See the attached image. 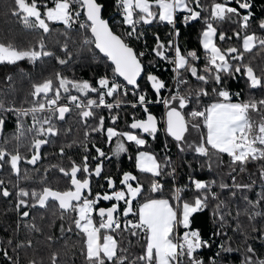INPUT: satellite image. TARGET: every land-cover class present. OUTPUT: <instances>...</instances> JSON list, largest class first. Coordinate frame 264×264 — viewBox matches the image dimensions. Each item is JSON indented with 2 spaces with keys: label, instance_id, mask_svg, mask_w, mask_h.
<instances>
[{
  "label": "snow or ice",
  "instance_id": "snow-or-ice-1",
  "mask_svg": "<svg viewBox=\"0 0 264 264\" xmlns=\"http://www.w3.org/2000/svg\"><path fill=\"white\" fill-rule=\"evenodd\" d=\"M53 6L38 4L37 0H14L15 15H21L22 22L29 29L42 30L47 34L52 29L51 23H62L65 27L63 33L65 40L60 43L63 57L48 50L43 36L27 48H20L11 40H0V63L15 64L17 61L28 59L35 63L43 57H54L59 65H68L73 53L69 49L68 30L78 26L85 33L82 43L85 46H93L113 65V77L101 76L93 86L90 81L69 79L60 72H55L42 82L33 83L29 95L32 100L29 107L23 105L17 107L14 101H6L0 98V136L3 135L5 119L9 113L16 116V132L10 138L0 140V170L6 165L17 177L14 184L15 191H10L5 179L0 178V196L4 198L15 197V211L19 214V222L30 216L33 209L39 207L48 210L55 206L53 215L61 220L67 219L68 227L63 224L61 230L71 232L73 226L77 235L81 238L80 252L85 264H206L200 255V250L211 248L212 243L204 239L200 229L192 226L194 214L202 212L209 207L210 200L216 201L212 215L218 220L220 229L227 223V218L232 216L226 199H221L220 193L212 191L217 185L216 180H203L189 175V184L174 186L171 199L143 198L144 185L133 172H123L117 188V182L112 176H105L108 189L111 192H96L93 195V177L99 178L104 171V160L111 159L105 151L93 143L97 153L92 157L96 163H89V155L82 156L79 163L69 157V167L59 164L50 165L56 168L69 180V186L64 190L53 188L47 183V172L41 178L40 188H24L19 186L20 180L31 178L28 169H21V162L37 165L41 161L43 146L53 142L52 138L61 135L62 130L57 126L58 122L65 121L66 115L74 110L80 122L85 127V140L93 133H103L107 142L115 145L113 156H118L128 151L127 142L134 143L138 149L143 148L148 140L134 131H119L116 127H106L105 117L97 116V110L106 108L109 110L110 119L115 122L120 118L119 113H112L113 109L120 108L125 101L121 97L131 94L136 97L132 107L139 105L145 118L137 119L129 125L132 130H140L153 139L159 129V119L150 111L152 103H162L166 112L163 120L164 131L177 142L181 152L190 150L197 156L206 157L209 161L216 159L222 163V156L229 157L232 183H219L221 190H228L230 196L235 198L237 192L242 195L247 207L243 214L247 216L252 232H259L264 239V228L257 229L254 225L257 217H264V191L255 200L249 199L245 194L251 191L257 181L252 179L249 183L237 182V168L239 172H245L246 166L251 161H264V99L249 97L247 100L233 101V97H239V92H232L226 81L237 76L246 78L249 90L264 89V67H253L252 60L245 61V54L253 49L264 52V35L257 31H250L254 13L253 0H235L237 6H231L233 0H116V7L122 13L123 24L130 30L122 35L116 34L109 25V21L103 18L102 12L105 5L99 0H50ZM43 7V12L41 11ZM203 13V15H202ZM187 26L190 23L203 21L199 42L203 50V66H198L202 59L196 49H182L177 38L180 36V28L177 21ZM225 20L238 25L239 30L233 31V36L241 41L240 47L228 46L222 48L217 40H231L226 37L224 31L218 32L220 23ZM153 22L166 23L170 26L169 37L162 40L158 33L155 36V45L152 52L159 59L172 65L175 84L173 89L159 76L148 72L146 65L142 63L143 51L137 52L129 43L128 38L140 39L143 32L138 31L141 24L150 25ZM260 32H264V19L258 21ZM122 77L124 84L118 83L115 77ZM144 77L150 84L156 95V101H152L147 90L142 89L138 80ZM188 76L195 79L196 86L192 85ZM9 81L12 77H7ZM131 86V87H129ZM211 87V92H209ZM73 90L77 94H72ZM162 90H168V96H161ZM96 94L92 98L91 94ZM213 94L214 97L213 98ZM116 97L114 102H107V97ZM209 97L212 102L204 105L202 100ZM64 99L67 103H61ZM190 109V110H189ZM252 113L260 117L252 118ZM31 118V124L25 122V118ZM96 120L95 125H89V119ZM71 132V128L63 130V134ZM197 133L196 139H189L192 133ZM12 140L17 145L11 150L8 145ZM23 141V143H21ZM76 143L73 141V144ZM87 153V144L81 142ZM68 144L66 147L71 148ZM24 147L30 153L22 154L20 148ZM59 154L64 156L65 146H61ZM132 157H129L131 159ZM190 166V165H189ZM135 167L141 173L151 177L149 191L153 194L162 192L164 185L157 178L165 176L174 177L176 167L171 158L165 156L162 160L150 151H137ZM211 169L212 164H208ZM23 171V176L21 173ZM39 171V169H34ZM78 174H80L78 176ZM259 179L264 183V165L259 168ZM12 183L11 180L8 181ZM103 188V185H100ZM192 196L186 198V193ZM143 202L140 203V200ZM101 201L111 203L110 207H99ZM134 201L136 204L134 205ZM121 203L123 208L121 209ZM241 210L237 208L236 217L239 218ZM131 217V218H130ZM30 232H40L42 229L35 222L25 225ZM183 229L181 232L180 230ZM236 231H244L238 223ZM136 237L137 241L143 240L141 254L134 255L128 246H125L126 236ZM213 236L226 235L222 231H216ZM49 235L47 241H53ZM231 237L228 238V241ZM247 241V234H245ZM13 246V240H0V252L12 264H19L17 255L9 254V247ZM131 245V241H127ZM32 239L20 241L12 247L15 253L17 249L31 248ZM220 252L213 256L208 264H217V257L221 252L236 251L229 242L219 245ZM246 255L241 264H264V259L254 258L255 249L249 244ZM58 254L50 257L51 264H57ZM28 264H43V261L31 258Z\"/></svg>",
  "mask_w": 264,
  "mask_h": 264
},
{
  "label": "trees",
  "instance_id": "trees-1",
  "mask_svg": "<svg viewBox=\"0 0 264 264\" xmlns=\"http://www.w3.org/2000/svg\"><path fill=\"white\" fill-rule=\"evenodd\" d=\"M38 4H47L48 6H53L50 0H37ZM99 2L105 5L102 15L107 16L112 14L109 19V25L112 30L118 35H124L126 31L130 30L129 26L123 24V16L117 12L116 0H99ZM204 3H209L210 0H203ZM254 7L252 11L254 13L253 19L251 21L250 31H257L258 34L264 35V32H260L258 28V21L264 19V0H253ZM231 6H237L235 0ZM14 0H0V40H11L20 48H27L35 45L36 42L43 36L45 43L47 44L48 50L56 53V55L63 57V53L60 50V43L65 40L63 35L65 27L62 23H51L50 28L52 29L49 33L45 34L42 30L29 29L24 26L22 22L21 15H15L13 10L15 9ZM43 7L41 11L43 12ZM203 15V13H202ZM203 21L197 20L189 25H183L180 20L177 21V27L180 28V36L177 38L178 43L182 46V49H196L198 54L201 55L202 59L198 62V66H203V50L199 42L200 31L203 28ZM239 30L238 25L232 21L225 20L220 23L218 27L219 31H224L227 36H231L232 39L217 43L220 44L222 48L228 46L240 47L241 41L233 36V31ZM138 31L143 32V36L140 39L128 38L125 36L126 42L130 44L137 52L143 51L145 53L144 57L141 58L142 63L146 65L148 72H152L164 80L168 85V89H173L175 81L173 80L174 73L172 71V65L165 62L151 51L155 45L154 34L158 33L162 40H167L169 37L170 26L166 23H156L153 22L150 25L141 24L138 26ZM85 35H90V33H85L80 30L78 26H74L73 29L68 30V43L69 49L73 53L72 59L68 65H59L54 57H43L35 63L29 61L28 59L17 61L15 64L10 63H0V98H4L6 101H14L16 106L19 107L23 105L24 107H29V102L32 97L29 95L32 84L42 82L44 79L53 76L55 81L54 73L60 72L62 75L68 77L69 79L76 80H87L96 86L97 80L101 76L113 77L112 65L107 61V59L102 56L93 46H85L82 41ZM58 41L60 43H58ZM252 60L253 67H264V52H257V49H253L251 53L245 54V61ZM11 76L12 80L9 81L7 77ZM121 84H124L117 76L115 77ZM191 80L192 85L196 86L197 82L194 78L188 76ZM138 83L141 85L142 89L147 90L148 95L152 101H156V95L151 89L150 84L142 76ZM226 84L230 91L239 92V97H233V100H247L249 97H254L255 99H264V89L249 90L246 83V78L237 76L235 79H228ZM130 87V86H129ZM209 92H211V87H209ZM72 94H77L74 90ZM170 92L168 90H162L161 96H168ZM96 94H91L92 98H95ZM213 98L214 94H213ZM116 97H107L106 100L109 103L114 102ZM125 102L121 104L120 108L113 109L112 113H119L120 118L113 124L110 119L109 110L106 108H100L97 110V116L103 115L105 117L106 127H116L119 131H134L138 135L148 140V143L143 146V148L138 149L137 146L132 142H127L126 146L128 151L120 154L118 156L112 155V150L115 145V138L112 144L107 142L106 135L103 133H93L88 140H85L84 132L85 127L80 122L79 117L76 115L75 110L71 114H67L65 121L58 122V127L62 130L60 136L52 138L53 142L45 145L41 149L42 159L33 166L27 164L26 162H21V169H28L31 176L28 180H20L19 186L32 189L42 187L40 181L44 177L46 168L50 165H61L68 168L69 157L76 160L77 163L80 162L83 155H89V163L94 166L96 163L92 160V157L96 156L97 153L93 147V143L102 148L105 153L111 156V159L104 160V171L101 177H93V195L96 192H111L108 190L107 181L104 179L105 176H112L117 182V188L123 187L119 184V180L125 171L133 172L137 175L140 182L144 185L143 198L146 199L149 196L152 197H165L171 199V193L174 186H182L189 184L187 176L192 175L196 178L203 180H216L217 185L213 186L212 191L220 193L221 199H226L229 204V209L232 212V216L227 218V223L224 225L223 229H220V225L217 219L212 215V210L215 206L216 201L210 200L209 207L205 208L202 212L194 214L192 226L194 228L200 229L204 239L209 240L212 243L211 248H206L200 250V255L204 258L206 264L213 257L216 256L217 252H220L219 245L224 242H229L233 249L236 251L223 253L217 257V264H241L246 253V248L250 244L255 249L254 258L264 259V239L260 238L259 232H252L251 225L249 224L248 218L243 214V209L247 207L246 203L242 199L240 192H237L235 198L230 196L228 190H221L218 185L223 180V182L231 184V177L228 175L229 168V157L224 154L222 156V163L218 164L216 159L213 157L211 161L206 157L197 156L190 150L181 152L177 147V142L169 136L165 131L164 124V114L166 108L162 103H152L150 111L157 116L159 119V131L156 134V138L153 139L148 134L141 133L140 130H132L129 125L133 121V116L137 119L145 118V113L143 109L137 105L133 108L131 105L135 102L136 97L129 94L126 97H121ZM212 100L209 97H204L202 103L207 105L211 103ZM61 103H67L66 100L62 99ZM190 110V109H189ZM252 118L254 120H259L260 117L255 113H252ZM27 124H31V118H25ZM89 125H95L96 120L89 119ZM71 128V132L66 135L63 134V130ZM16 132V116L9 113L5 119V125L3 129V135L0 136V140L5 138L10 139ZM197 133L193 132L189 139H196ZM73 141L76 143L73 144ZM87 144L89 151L86 153L85 148L82 143ZM17 141L12 140L8 145L11 150L17 145ZM23 143V141H21ZM72 144L71 148L66 147V145ZM61 146H65V154L61 156L59 154V149ZM147 150L156 154L158 159H163L165 156L171 158L174 166L176 167V174L174 177L165 176L163 178H157L164 185L162 192L151 193L149 174L141 173L135 167L134 155L138 150ZM22 154H27L30 157V153L24 147L20 148ZM129 157H132L129 159ZM211 163L212 167L209 169L208 164ZM190 165V166H189ZM264 165V161H251L246 166V171L240 173L237 168V182L249 183L250 180L254 179L257 181L256 186L249 192L245 194L251 200L258 198L259 194L264 191V183H261L259 179V168ZM34 169H39V171H34ZM80 174H78L79 176ZM23 176V171L21 173ZM0 178L5 179L6 186L9 187L10 191H15L14 184L17 182V177L11 173L10 167L6 165L2 170H0ZM11 180L12 183L9 184L8 181ZM47 183L53 188L59 190H64L69 186V180L65 178L61 173L58 172L56 168H49L47 172ZM103 185V188L100 187ZM192 196L191 192L186 193V198ZM141 201L143 199L138 198ZM115 201H101L100 204L114 203ZM136 201H134V205ZM264 207V205H262ZM123 208V203H121V209ZM239 208L241 210V215L239 218L236 217V210ZM55 206H51L48 210L43 208H35L31 211L30 216L25 218L23 222H20V227L17 228L19 222V214L15 211V197L4 198L0 196V240L7 241L9 239L13 240V246L17 242L25 241L26 239L33 240V246L31 248L17 249L14 253L12 247L8 245H3V247H9L10 255H17L19 264H28L29 259L36 258L37 260L43 261V264H51L50 257L53 253L58 254L57 264H85L83 255L80 252L81 238L77 235V230L73 226L71 232L61 230V225L63 224L66 229L69 225L67 219L61 220L58 218V213L56 216L53 215ZM35 218V222L42 229L40 232H30L26 224L32 222ZM131 218V217H130ZM240 224L244 231H236L237 224ZM254 225L257 229L264 228V217H257L254 221ZM181 232L183 229L180 230ZM216 231H222L226 235L213 236L212 234ZM245 234H247V241H245ZM51 235L54 239L53 241H47V237ZM125 246L130 248V251L134 255L141 254V245L143 240L137 241L136 237H131L125 234ZM231 240L228 241V238ZM131 241V245L127 244V241ZM0 264H12L11 261L7 259L0 252Z\"/></svg>",
  "mask_w": 264,
  "mask_h": 264
},
{
  "label": "water",
  "instance_id": "water-1",
  "mask_svg": "<svg viewBox=\"0 0 264 264\" xmlns=\"http://www.w3.org/2000/svg\"><path fill=\"white\" fill-rule=\"evenodd\" d=\"M112 17V14H109V15H107V16H104L103 18L104 19H107L108 21H109V19ZM117 34V33H116ZM97 50V49H96ZM98 52H99V50H97ZM100 53V52H99ZM102 56H104L102 53H100ZM108 61V60H107ZM111 65H112V63L110 62V61H108ZM112 67H113V65H112ZM118 77V76H117ZM120 80H122L124 83H125V81L123 80V78L122 77H118ZM131 87V86H130ZM146 134V133H145ZM30 158V157H29ZM108 188V187H107ZM108 190H111V189H108ZM111 206V204L110 205H108V206H99V207H110Z\"/></svg>",
  "mask_w": 264,
  "mask_h": 264
},
{
  "label": "rangeland",
  "instance_id": "rangeland-1",
  "mask_svg": "<svg viewBox=\"0 0 264 264\" xmlns=\"http://www.w3.org/2000/svg\"><path fill=\"white\" fill-rule=\"evenodd\" d=\"M234 102H238V100H233ZM138 151H147V150H138ZM136 153H137V151H136ZM136 153H135V155H134V163H135V156H136ZM153 198H159V197H153ZM165 198V197H164ZM143 201H141L140 203H142Z\"/></svg>",
  "mask_w": 264,
  "mask_h": 264
},
{
  "label": "built area",
  "instance_id": "built-area-1",
  "mask_svg": "<svg viewBox=\"0 0 264 264\" xmlns=\"http://www.w3.org/2000/svg\"><path fill=\"white\" fill-rule=\"evenodd\" d=\"M117 12L119 13V14H121L122 15V13L117 9ZM110 78H112V77H110ZM116 79V78H115ZM117 80V79H116ZM117 82L118 83H120L118 80H117ZM189 176H187V178H188Z\"/></svg>",
  "mask_w": 264,
  "mask_h": 264
},
{
  "label": "flooded vegetation",
  "instance_id": "flooded-vegetation-1",
  "mask_svg": "<svg viewBox=\"0 0 264 264\" xmlns=\"http://www.w3.org/2000/svg\"><path fill=\"white\" fill-rule=\"evenodd\" d=\"M111 203H108V204H99V206H108L110 205Z\"/></svg>",
  "mask_w": 264,
  "mask_h": 264
}]
</instances>
